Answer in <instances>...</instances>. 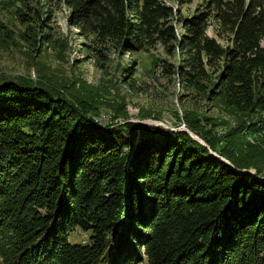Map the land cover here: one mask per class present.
<instances>
[{
  "label": "trees",
  "instance_id": "1",
  "mask_svg": "<svg viewBox=\"0 0 264 264\" xmlns=\"http://www.w3.org/2000/svg\"><path fill=\"white\" fill-rule=\"evenodd\" d=\"M50 1L98 45L180 55L169 73L191 89L211 82L264 130V0ZM186 5L195 11L182 15ZM76 105L53 86L0 79V264H134L125 234L142 225L148 264H264L262 151L240 129H202L232 166L188 133L139 124L137 138L134 123L103 128ZM78 227L86 243L70 242Z\"/></svg>",
  "mask_w": 264,
  "mask_h": 264
},
{
  "label": "rangeland",
  "instance_id": "2",
  "mask_svg": "<svg viewBox=\"0 0 264 264\" xmlns=\"http://www.w3.org/2000/svg\"><path fill=\"white\" fill-rule=\"evenodd\" d=\"M172 3L177 6L175 1ZM194 11L195 5L181 8L182 15ZM208 33L215 36L213 27ZM179 59L180 55H169L162 47L123 54L98 45L93 35H82L70 24L66 6L50 0H0V79H27L53 86L100 127L134 123L137 138L142 137L139 124L185 132L196 140L202 139V129H211L212 134L223 138L230 129H240V141L262 151L261 158L254 161L263 172L257 176L255 167L240 170H251L259 180L264 179L260 116L249 110L232 112L222 96L211 91V82L204 84V90L183 85L176 74L168 72ZM80 101L85 103L83 107ZM205 146L212 155L235 166L215 148L207 143ZM240 155L242 152L237 150L235 156ZM146 214L150 216L151 211ZM150 217L147 224L153 222ZM119 228L116 233L125 234L121 224ZM147 229L148 225H142L125 234L130 253L136 256L134 264H148L141 245L148 238ZM89 234L78 227L69 240L86 243ZM118 251L116 248V260L121 259Z\"/></svg>",
  "mask_w": 264,
  "mask_h": 264
},
{
  "label": "water",
  "instance_id": "3",
  "mask_svg": "<svg viewBox=\"0 0 264 264\" xmlns=\"http://www.w3.org/2000/svg\"><path fill=\"white\" fill-rule=\"evenodd\" d=\"M198 140H199L200 142H202L204 145H206V143L204 142V140H203V139H201V138H198ZM243 171H244V172L251 173V170H243ZM260 180L264 182V179H263V178H261Z\"/></svg>",
  "mask_w": 264,
  "mask_h": 264
},
{
  "label": "bare ground",
  "instance_id": "4",
  "mask_svg": "<svg viewBox=\"0 0 264 264\" xmlns=\"http://www.w3.org/2000/svg\"><path fill=\"white\" fill-rule=\"evenodd\" d=\"M196 138V137H195Z\"/></svg>",
  "mask_w": 264,
  "mask_h": 264
}]
</instances>
